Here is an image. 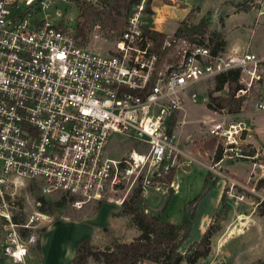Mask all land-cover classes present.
Instances as JSON below:
<instances>
[{
  "label": "built area",
  "instance_id": "2783aa9c",
  "mask_svg": "<svg viewBox=\"0 0 264 264\" xmlns=\"http://www.w3.org/2000/svg\"><path fill=\"white\" fill-rule=\"evenodd\" d=\"M53 1L0 0V254L14 264H27L50 223L39 210L16 219V191L27 181L44 195L61 193L76 209L124 188L145 202L151 191L173 188L172 171L190 157L170 123L185 100L196 101L200 82L237 71L234 97L256 93V108L264 109V52L214 49L208 39L147 25L140 17L145 0L111 45H83L77 26L60 12L55 18L43 12ZM212 113L199 119L215 142L207 167L229 194L240 182L222 171L223 163L251 160L257 181L264 158L251 151L242 119L223 109ZM112 134L136 148L109 156Z\"/></svg>",
  "mask_w": 264,
  "mask_h": 264
},
{
  "label": "rangeland",
  "instance_id": "374dc122",
  "mask_svg": "<svg viewBox=\"0 0 264 264\" xmlns=\"http://www.w3.org/2000/svg\"><path fill=\"white\" fill-rule=\"evenodd\" d=\"M81 1L86 2L88 12L94 15L86 28V34H79L80 43L90 46L111 45L137 5L121 3L118 0H54L50 6L44 7L43 12L47 11L49 18H55L56 13L60 12L63 21L77 26L80 21L78 5ZM144 5L140 17L147 25L161 31H176L182 21L189 26L201 22L206 24L205 30L201 31L200 28L194 31L193 35L203 40L213 39L225 50L249 47L253 51L264 52V0H145ZM186 7L187 10H184ZM37 12H41V17L46 15L41 9ZM217 85L216 77L200 82L196 101L185 100L182 109L172 117L171 121L174 123L171 122L170 126L178 148L195 160L182 157L180 166L175 169L173 188L168 187L162 193L151 191L149 198L141 202L142 207L148 209L149 215L176 224H180L184 218L191 219V225L197 222V218L199 220L198 207L201 198L212 189L219 177L207 167L212 159V150L204 143L212 140H207L204 127L199 124V119L203 116H214L213 110L206 106L209 94L218 96L229 91L228 86L223 85L221 89H217ZM258 98L256 93L244 96L241 109L236 112L241 114L236 117L252 129V137L249 139L254 141L255 146L250 145L251 151L259 150V153H263L264 109L256 108ZM218 112L220 113V110ZM223 112L228 111L223 109ZM133 147L136 148L132 140L112 134L106 152L111 157H120ZM259 157L264 158V154H259ZM189 159L190 162H187ZM223 164L222 171L226 174V169L228 172H235L240 184L234 186L229 194L225 192L227 184H224L222 197L216 207L206 208L204 213L202 212L203 219L199 231H205L212 225L213 233L208 255L201 257L194 264H264V172L256 181L258 175H252L250 172L251 160L225 161ZM183 165H188V170L182 169ZM133 194V191L127 193V188H124L107 195L99 202L76 209L61 193L51 192L44 195L36 183L27 181L16 191V219H24L33 210L50 215V223L41 228L37 243L29 250L27 264L39 263V244L45 232L66 220L75 222L74 230L77 233L88 228L92 244L100 249L111 248L116 242L131 241L140 234V230L132 214L124 212L122 202ZM195 198L197 202H194ZM105 207H108V212L111 211L109 216L112 220L99 225L108 214L102 211ZM214 212L216 215L212 219ZM97 223L99 226L95 227ZM197 238V233L188 237L178 250L184 253ZM1 240L0 230V253ZM2 259L14 264L7 258ZM91 264L103 263L93 261ZM181 264L189 263L183 261Z\"/></svg>",
  "mask_w": 264,
  "mask_h": 264
},
{
  "label": "trees",
  "instance_id": "16d2710c",
  "mask_svg": "<svg viewBox=\"0 0 264 264\" xmlns=\"http://www.w3.org/2000/svg\"><path fill=\"white\" fill-rule=\"evenodd\" d=\"M121 3L138 4L140 0H118ZM185 7V6H183ZM77 29L80 35L86 34V28L92 21L94 15L88 12L86 2L81 1L78 5ZM206 24L199 22L195 26H189L186 22H181L176 32L193 35L194 31H204ZM214 45V49L220 48V43L213 39L210 41ZM237 71H229L216 76L217 89H221L227 84L228 93L218 96L209 94L206 106L212 110L226 109L230 113L239 112L244 101V97H234V91L238 87ZM172 124L174 123L171 121ZM208 148L212 149L215 142L207 141ZM174 170L171 173L173 175ZM132 197L122 202L124 212L132 214V218L137 224L140 234L129 242H116L111 248L100 249L93 245L89 238H82L76 244V254L72 264H87L89 259L103 264H142L144 260H149L154 264H181L186 261L194 264L198 259L208 255L210 247V238L213 233L212 225L202 233L197 241H193L184 253L178 249L185 242L191 226V219L184 218L180 224L172 223L167 220L160 219L156 216L145 213L135 191ZM135 198H134V197ZM197 198L194 202H197ZM264 204V203H263ZM44 210V209H41ZM264 213V209L262 210ZM216 212L213 213L212 219Z\"/></svg>",
  "mask_w": 264,
  "mask_h": 264
},
{
  "label": "crops",
  "instance_id": "0c3cea01",
  "mask_svg": "<svg viewBox=\"0 0 264 264\" xmlns=\"http://www.w3.org/2000/svg\"><path fill=\"white\" fill-rule=\"evenodd\" d=\"M187 8L188 7H186L184 10H187ZM237 114L240 115L241 113H235V114L231 113V117L234 116L236 119H238L236 117ZM247 128L249 129V132L251 134L252 129L248 126ZM250 137H252V135ZM249 138L247 140L251 142L252 144H254V141H251ZM260 154H264V151L263 153H260ZM188 168H189L188 165L182 166V169L188 170ZM226 171H227L228 176L234 179H238L237 174L235 172L233 171L228 172V169H226ZM174 174H175V170H174L173 175ZM215 181L216 183L214 184L212 189L207 191L201 198V201L198 207V215L200 216V218L199 220L197 218V222L193 223L190 226L188 237L193 236L197 233L200 238V236L204 232V231H199L201 227V220L203 219L202 214L204 213L206 208L213 209L214 207H216L217 203L222 197L223 187L226 181L220 177H217ZM102 211L108 214L104 217V221L101 224L97 223L95 227H98L99 225H103L104 222H108L109 220H112V218H110L111 211L109 210L110 212H108V207H105L104 210ZM209 212L211 213L212 211H209ZM74 229H76L75 222L73 220H66V221L61 222L60 225L53 227V229L49 231L47 230V232H45V235L42 237L40 244H39L40 249H39V263L38 264H72V261L76 254V249H75V253L73 252L74 245L84 237L89 238V239L91 238L90 230L88 228L83 229L80 233L75 232ZM199 238L195 239V241H197ZM27 260H28V257H27ZM91 262H93V260L89 259L87 264H91ZM148 263L154 264L153 262L149 260H144L142 262V264H148ZM0 264H10V263L2 259V256L0 255Z\"/></svg>",
  "mask_w": 264,
  "mask_h": 264
},
{
  "label": "bare ground",
  "instance_id": "6f19581e",
  "mask_svg": "<svg viewBox=\"0 0 264 264\" xmlns=\"http://www.w3.org/2000/svg\"><path fill=\"white\" fill-rule=\"evenodd\" d=\"M45 12V11H44Z\"/></svg>",
  "mask_w": 264,
  "mask_h": 264
}]
</instances>
